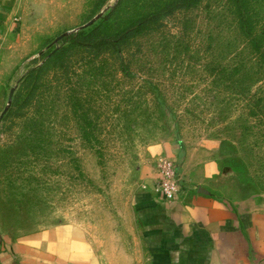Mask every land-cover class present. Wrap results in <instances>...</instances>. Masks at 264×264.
Instances as JSON below:
<instances>
[{"label":"rangeland","instance_id":"374dc122","mask_svg":"<svg viewBox=\"0 0 264 264\" xmlns=\"http://www.w3.org/2000/svg\"><path fill=\"white\" fill-rule=\"evenodd\" d=\"M6 1L0 232L74 223L128 264L165 160L182 188L264 202V0Z\"/></svg>","mask_w":264,"mask_h":264},{"label":"crops","instance_id":"0c3cea01","mask_svg":"<svg viewBox=\"0 0 264 264\" xmlns=\"http://www.w3.org/2000/svg\"><path fill=\"white\" fill-rule=\"evenodd\" d=\"M7 6L0 0V45L11 22ZM185 186L172 200L149 187L138 192L136 234L123 252L128 264H264L260 196L230 201ZM0 264L102 262L81 226L61 223L29 235L0 232Z\"/></svg>","mask_w":264,"mask_h":264},{"label":"built area","instance_id":"2783aa9c","mask_svg":"<svg viewBox=\"0 0 264 264\" xmlns=\"http://www.w3.org/2000/svg\"><path fill=\"white\" fill-rule=\"evenodd\" d=\"M163 165V179L155 191L164 200H172L180 195L182 187L176 174L175 165L170 160H165Z\"/></svg>","mask_w":264,"mask_h":264},{"label":"water","instance_id":"95a60500","mask_svg":"<svg viewBox=\"0 0 264 264\" xmlns=\"http://www.w3.org/2000/svg\"><path fill=\"white\" fill-rule=\"evenodd\" d=\"M96 18H98V15H96L94 18H92L91 20H89V21H88L87 23H85L84 25L80 26V28H83V27H86V26L91 25V24L94 22V20H95ZM65 34H66V33L57 36V37L54 39V42H56L57 40H59V39H60L62 36H64ZM12 91H13V90H11V92H10V94H9V96H8V101H10L11 98H12ZM5 112H6V109H4V110L1 112V114H0V120H1V118L3 117V115H4Z\"/></svg>","mask_w":264,"mask_h":264}]
</instances>
